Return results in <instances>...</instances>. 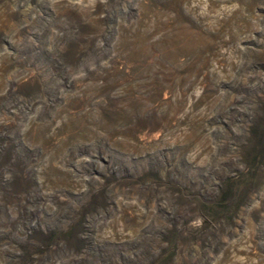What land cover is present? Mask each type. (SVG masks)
I'll use <instances>...</instances> for the list:
<instances>
[{
  "label": "rangeland",
  "instance_id": "374dc122",
  "mask_svg": "<svg viewBox=\"0 0 264 264\" xmlns=\"http://www.w3.org/2000/svg\"><path fill=\"white\" fill-rule=\"evenodd\" d=\"M0 264H264V0H0Z\"/></svg>",
  "mask_w": 264,
  "mask_h": 264
},
{
  "label": "bare ground",
  "instance_id": "6f19581e",
  "mask_svg": "<svg viewBox=\"0 0 264 264\" xmlns=\"http://www.w3.org/2000/svg\"><path fill=\"white\" fill-rule=\"evenodd\" d=\"M191 25H192V24H191ZM174 26H175V25H174ZM182 26H183V25H182ZM189 26H190V25H189ZM177 28H178V29H181L180 27H177ZM196 28L198 29V27H196ZM203 29H204V28H203ZM171 30H174V29L172 28ZM171 30H168V31H171ZM191 30H192V29H191ZM198 30H199V29H198ZM175 31H176V33L179 34V32H177V30H175ZM178 31H179V30H178ZM180 31L182 32L183 30H180ZM183 32H184V31H183ZM191 32H192V31H191ZM176 33H175V34H176ZM192 33H193V32H192ZM194 33H195V32H194ZM178 34H177V35H178ZM184 34H185V33H184ZM169 35H170V33H169ZM171 35H172V33H171ZM171 35H170V36H171ZM179 35H180V34H179ZM179 35H178V37H179ZM186 35H188V34H186ZM199 35H201V34H199ZM202 35H203V34H202ZM180 36H181V35H180ZM188 36H190V35H188ZM191 36H192V35H191ZM178 37H177V38H178ZM184 37H185V36H184ZM167 38H168V37H167ZM170 38H171V37H170ZM173 38H174V36H173ZM173 38H172V39H173ZM197 38H198V37H197ZM178 39H179V38H178ZM186 39H188V38H186ZM189 39H190V38H189ZM47 161H48V160H47ZM48 162H51V161H48ZM48 166H49V165H48Z\"/></svg>",
  "mask_w": 264,
  "mask_h": 264
}]
</instances>
